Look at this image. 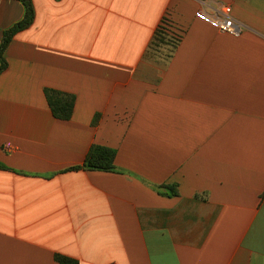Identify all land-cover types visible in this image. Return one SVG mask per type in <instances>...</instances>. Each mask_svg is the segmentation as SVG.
I'll return each instance as SVG.
<instances>
[{"label":"crops","instance_id":"1","mask_svg":"<svg viewBox=\"0 0 264 264\" xmlns=\"http://www.w3.org/2000/svg\"><path fill=\"white\" fill-rule=\"evenodd\" d=\"M32 1L0 76V264H264V0ZM24 15L0 0V45ZM164 18L183 37L148 58ZM94 145L116 171H64Z\"/></svg>","mask_w":264,"mask_h":264},{"label":"trees","instance_id":"2","mask_svg":"<svg viewBox=\"0 0 264 264\" xmlns=\"http://www.w3.org/2000/svg\"><path fill=\"white\" fill-rule=\"evenodd\" d=\"M18 1L22 2L24 5L25 15L20 22L4 32L3 40L0 45V76L8 67V61L5 57L8 46L19 32L30 28L34 24L36 18V10L32 0ZM183 34V30L174 26L169 18H164L160 27L156 30L147 57L149 58L163 47H169V53L167 55L171 57L172 53L179 46ZM45 95L50 109L56 118L60 120H69L72 118L76 104V97L74 94L47 88L45 89ZM116 156V150L106 146L94 145L89 150L83 164L70 167L64 171L94 170L113 172L117 169ZM0 168H5V166L0 164ZM169 188L172 190L173 195L178 194L176 186ZM55 261L58 264H80L78 259L63 254H56Z\"/></svg>","mask_w":264,"mask_h":264},{"label":"built area","instance_id":"3","mask_svg":"<svg viewBox=\"0 0 264 264\" xmlns=\"http://www.w3.org/2000/svg\"><path fill=\"white\" fill-rule=\"evenodd\" d=\"M232 8L230 6L225 7L216 17L215 23L218 29L233 36H238L241 33V25L237 23L231 15Z\"/></svg>","mask_w":264,"mask_h":264}]
</instances>
